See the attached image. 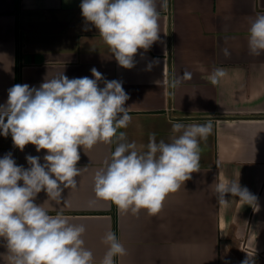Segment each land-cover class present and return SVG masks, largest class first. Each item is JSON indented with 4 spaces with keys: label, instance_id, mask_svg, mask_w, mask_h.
<instances>
[{
    "label": "crops",
    "instance_id": "1",
    "mask_svg": "<svg viewBox=\"0 0 264 264\" xmlns=\"http://www.w3.org/2000/svg\"><path fill=\"white\" fill-rule=\"evenodd\" d=\"M81 2L0 0V105L16 84L39 88L62 73L94 79L95 67L105 80L122 82L132 120L117 135L125 132L139 151L147 150L152 133L157 142L179 135L172 132L173 122L210 121L213 131L200 142L199 171L166 197L155 216L143 209L138 216L126 214L96 197L95 173L110 161L115 143L78 148L76 166L82 170L76 187L64 188L61 205L48 201L45 191L34 202L86 227L83 239L93 264L108 250L102 238L109 231L127 250L114 258L116 264H264V51L253 56L248 48L249 28L264 14V0H166V7L155 0L159 38L149 50L138 49L130 69L118 64L85 21ZM216 68L227 75L213 85L209 76ZM185 71L191 79L177 84ZM9 153L25 169L29 155L45 163L46 150L28 144L21 151L11 134L0 135V158ZM233 181L257 197V209L231 193L225 194L228 203L219 205L217 183ZM7 251L0 237V254Z\"/></svg>",
    "mask_w": 264,
    "mask_h": 264
},
{
    "label": "clouds",
    "instance_id": "2",
    "mask_svg": "<svg viewBox=\"0 0 264 264\" xmlns=\"http://www.w3.org/2000/svg\"><path fill=\"white\" fill-rule=\"evenodd\" d=\"M162 6L166 7V0ZM80 8L121 67H134L138 49L149 50L159 38L155 0H82ZM85 30H90L87 23ZM248 48L253 56L264 51V14L250 25ZM224 54L230 55L227 49ZM151 67L149 63L148 69ZM91 73L94 79H69L62 73L39 88L16 84L8 90L6 104L0 105V135L11 134L14 146L21 151L28 144L35 145L37 152L46 150L44 164L38 156H27V169L18 166L10 153L0 158V237L6 240L8 250L0 258L5 264H93V253L83 239L86 227L71 223L60 213L51 215L44 204L34 202L45 191L48 201L62 204L61 193L64 188L76 187L82 170L76 166L81 146L90 149L98 142L116 144L110 161L95 173L94 192L97 198L134 216L142 209L149 216L159 214L166 197L200 169V142L212 134L210 121L173 122L172 132L179 135L171 136L170 142H157L152 133L147 150L139 151L134 141L127 142L125 132L117 135L118 129L127 128L132 120L124 106L129 97L122 82L105 80L95 67ZM226 75L223 68H216L209 80L216 85ZM181 79H191V73L185 71L176 83ZM101 81L103 88L98 86ZM227 193L254 210L258 208L257 197L239 181L217 183L219 205L228 203ZM102 243L108 250L100 264H116L114 258L127 255L111 231Z\"/></svg>",
    "mask_w": 264,
    "mask_h": 264
}]
</instances>
